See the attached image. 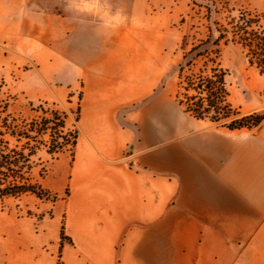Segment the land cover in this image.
Listing matches in <instances>:
<instances>
[{
  "label": "crops",
  "instance_id": "1",
  "mask_svg": "<svg viewBox=\"0 0 264 264\" xmlns=\"http://www.w3.org/2000/svg\"><path fill=\"white\" fill-rule=\"evenodd\" d=\"M110 1L0 0V48L26 49L44 93L79 101L67 264H264V121L186 112L157 55L173 42Z\"/></svg>",
  "mask_w": 264,
  "mask_h": 264
},
{
  "label": "rangeland",
  "instance_id": "2",
  "mask_svg": "<svg viewBox=\"0 0 264 264\" xmlns=\"http://www.w3.org/2000/svg\"><path fill=\"white\" fill-rule=\"evenodd\" d=\"M110 4L128 14L129 24L173 42L171 49L159 47L157 55L160 63H167L169 87L185 110L192 105L206 107L208 99L224 108L228 117L224 120L215 113L204 119L194 116L202 124L226 126L264 113V73L245 46V38L251 37L230 32L218 46H202L213 35L218 37L219 30L231 31L244 19L253 22L247 33L264 32V0H111ZM25 51L0 48V150L12 160L29 161L0 164V264H67L64 248L71 241L62 229L79 101L44 93L37 75L39 63ZM20 187L34 190L4 194Z\"/></svg>",
  "mask_w": 264,
  "mask_h": 264
},
{
  "label": "trees",
  "instance_id": "3",
  "mask_svg": "<svg viewBox=\"0 0 264 264\" xmlns=\"http://www.w3.org/2000/svg\"><path fill=\"white\" fill-rule=\"evenodd\" d=\"M251 23L253 22L249 20L248 21L245 19L240 20L234 25L231 31L219 30L218 37H215V35H213V37L208 42L204 43L202 46H206L208 44H212V46H218L219 43L222 40H224L226 38V35L229 34L230 32L235 35H239V34H244L245 36L248 35L251 38L250 39L245 38V42H246L245 46L250 48V51L252 52V59L255 61V64L261 69V71L264 73V32L258 30V31H252L251 33H247V30L250 28ZM202 56L203 55L201 54L199 57H202ZM222 78L220 80V84H223L222 86L224 88V81ZM223 88L221 90L225 91L224 90L225 88L224 89ZM221 98L223 100L224 96H221ZM223 111H224L223 107L215 103H212L210 99H208V105L206 107H204L203 105H201L200 107H196L192 105L186 108V112L192 114L193 116L199 119H204L207 115H210L212 113L219 114L220 116H222L223 117L222 120L227 119L228 117H224L225 115ZM220 120L221 119L217 121H220ZM263 121H264V115L256 114L250 117L236 120L232 122L230 125H226V126L231 129H242V128L252 129V128L258 127L260 124L263 123ZM77 136H78V133L75 134L74 141L72 143V146L74 149L77 144L76 143ZM8 162H12V165H15V166L19 164L26 165L29 163V161L26 159L24 161L18 160V159L12 160L9 155L3 154L2 151L0 150V164L3 165L4 163H8ZM33 190L34 189L31 187H20V188H14V189H7L6 191H4V194L5 195H9V194L18 195V194H25L28 192H33ZM62 231L64 235V227Z\"/></svg>",
  "mask_w": 264,
  "mask_h": 264
},
{
  "label": "water",
  "instance_id": "4",
  "mask_svg": "<svg viewBox=\"0 0 264 264\" xmlns=\"http://www.w3.org/2000/svg\"><path fill=\"white\" fill-rule=\"evenodd\" d=\"M260 127H261V125H260ZM260 127H259V128H260ZM259 128H258V129H259Z\"/></svg>",
  "mask_w": 264,
  "mask_h": 264
}]
</instances>
